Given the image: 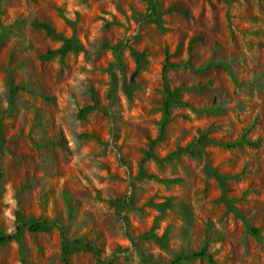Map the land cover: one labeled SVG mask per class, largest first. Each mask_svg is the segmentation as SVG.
<instances>
[{
    "label": "rangeland",
    "instance_id": "1",
    "mask_svg": "<svg viewBox=\"0 0 264 264\" xmlns=\"http://www.w3.org/2000/svg\"><path fill=\"white\" fill-rule=\"evenodd\" d=\"M0 234V264H264V0H0Z\"/></svg>",
    "mask_w": 264,
    "mask_h": 264
},
{
    "label": "trees",
    "instance_id": "2",
    "mask_svg": "<svg viewBox=\"0 0 264 264\" xmlns=\"http://www.w3.org/2000/svg\"><path fill=\"white\" fill-rule=\"evenodd\" d=\"M63 47H65V48L72 47V40L69 39V40L65 41V43L63 44ZM167 66H169V64H165L163 67L165 68ZM166 108H168V107H166ZM223 199H224V197H223ZM224 201L229 205L228 200L224 199ZM23 226L30 231H36L40 228L41 223H40V221H35V222L25 223V224H23ZM16 228L18 229V226H16ZM251 231L253 233H255L254 229H251ZM7 238H8V235L0 234V242L7 239ZM72 242L79 244V243H82L83 241L81 239L75 238L72 240ZM85 246H87L89 248L91 247L88 243H85Z\"/></svg>",
    "mask_w": 264,
    "mask_h": 264
},
{
    "label": "water",
    "instance_id": "3",
    "mask_svg": "<svg viewBox=\"0 0 264 264\" xmlns=\"http://www.w3.org/2000/svg\"><path fill=\"white\" fill-rule=\"evenodd\" d=\"M134 56H136L135 53H134Z\"/></svg>",
    "mask_w": 264,
    "mask_h": 264
}]
</instances>
